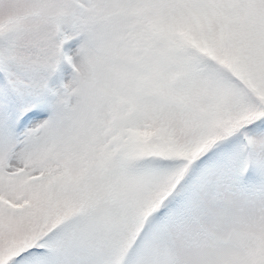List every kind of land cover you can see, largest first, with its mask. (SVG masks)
I'll use <instances>...</instances> for the list:
<instances>
[{"label":"snow or ice","instance_id":"6c2138e0","mask_svg":"<svg viewBox=\"0 0 264 264\" xmlns=\"http://www.w3.org/2000/svg\"><path fill=\"white\" fill-rule=\"evenodd\" d=\"M0 264H264V0H0Z\"/></svg>","mask_w":264,"mask_h":264}]
</instances>
